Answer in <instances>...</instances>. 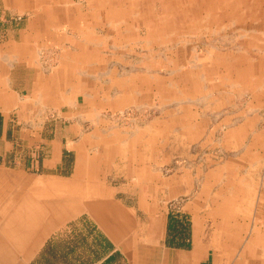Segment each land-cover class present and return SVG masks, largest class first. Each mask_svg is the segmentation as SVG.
<instances>
[{"label": "rangeland", "instance_id": "374dc122", "mask_svg": "<svg viewBox=\"0 0 264 264\" xmlns=\"http://www.w3.org/2000/svg\"><path fill=\"white\" fill-rule=\"evenodd\" d=\"M34 3L0 0V43L7 35L41 32L34 62L47 75L84 65L89 97L60 110L42 105L20 112L19 128L39 133L40 140H61L69 164L77 157L64 148L70 126L80 129L75 140H84L77 143L88 147L110 130L137 133V144L153 133L150 143L168 145L152 152L153 163L166 177L183 170L190 193L203 192L206 200L210 193L216 224L233 217L243 222L238 179L251 174L262 198L263 219L255 223L264 225V0H49L55 5L49 13L41 6L47 0ZM183 125L199 126L201 135L185 143L175 136ZM163 126L167 138L160 136ZM46 143L37 158L49 156ZM12 159L0 157V165Z\"/></svg>", "mask_w": 264, "mask_h": 264}, {"label": "crops", "instance_id": "0c3cea01", "mask_svg": "<svg viewBox=\"0 0 264 264\" xmlns=\"http://www.w3.org/2000/svg\"><path fill=\"white\" fill-rule=\"evenodd\" d=\"M47 3L41 6L49 13L55 5ZM40 33L7 35L0 43V157L14 158L12 165L1 161L0 172L15 173L0 175V264H264V225L255 223L263 219L262 198L251 174L238 179L244 190L235 199L243 202V222L233 217L216 224L210 193L207 200L203 192L190 193L183 170L166 177L153 163L152 152L168 148L167 141L150 143L153 133L137 144V133L110 130L101 136L105 131L99 130L100 143L88 147L78 144L84 140H75L80 129L70 126L64 148L77 157L69 164L61 140H40L39 133L18 127L20 112L60 110L89 97L84 65L47 75L34 62ZM160 129L167 138V127ZM181 129L175 136L185 143L201 135L196 125ZM41 141L47 142L45 159L36 157ZM90 152L96 159H87Z\"/></svg>", "mask_w": 264, "mask_h": 264}, {"label": "bare ground", "instance_id": "6f19581e", "mask_svg": "<svg viewBox=\"0 0 264 264\" xmlns=\"http://www.w3.org/2000/svg\"><path fill=\"white\" fill-rule=\"evenodd\" d=\"M68 190V189H67ZM48 192V191H47Z\"/></svg>", "mask_w": 264, "mask_h": 264}]
</instances>
